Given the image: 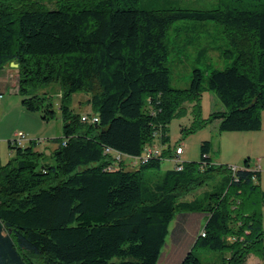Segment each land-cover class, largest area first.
<instances>
[{"label": "trees", "instance_id": "trees-1", "mask_svg": "<svg viewBox=\"0 0 264 264\" xmlns=\"http://www.w3.org/2000/svg\"><path fill=\"white\" fill-rule=\"evenodd\" d=\"M150 1L57 0L58 8L47 9L36 0H0V68L17 64L21 104L44 121L55 115L53 101L36 91L58 83L62 122L51 163L36 141L8 140L15 156L0 165V264H161L171 222L196 225L178 264H203L193 249L223 253L220 264L264 259V193L248 159L234 169L214 164L204 140L199 159L182 161L180 170L159 171L174 156L170 146L145 162L109 168L111 151L139 158L155 139L165 144L184 102L199 116L202 71L194 68L184 88L170 85L174 23L219 24L229 46L222 51L232 54L207 76L205 90L223 108L201 122L217 121L219 132L262 125L264 0H219L205 9ZM77 92L87 95L86 114L95 113L96 123L70 107ZM215 176L222 179L211 191L180 199Z\"/></svg>", "mask_w": 264, "mask_h": 264}, {"label": "rangeland", "instance_id": "rangeland-1", "mask_svg": "<svg viewBox=\"0 0 264 264\" xmlns=\"http://www.w3.org/2000/svg\"><path fill=\"white\" fill-rule=\"evenodd\" d=\"M36 1L47 7V9L58 8L57 0ZM176 1L182 6L194 9L213 8L219 2V0ZM150 4L154 5V7H160L163 5V0H151ZM205 43L212 46L211 51ZM224 44L226 46L223 48ZM167 45L169 48L170 85L176 88L186 87L189 84L192 70L199 68L203 74V89L199 100V116L195 115L192 103L184 102L182 110L176 112L167 125L169 139L165 145L170 146L173 150L177 145H181L183 153L180 156V160L197 161L200 157L201 142L209 140L212 144L210 156L214 164H227L228 166L239 167L243 166L244 161L248 159L250 168L259 171L258 182L261 191L264 193V109L261 111V128L255 131L219 132L217 130V121L201 122L208 117L211 111L223 108L215 94L205 90V88L208 73L212 69H221L229 65L232 60V54L230 56L229 53H223V51L220 54L221 48L229 49L224 29L219 24L210 22L174 23L168 29ZM218 48L220 49L218 50ZM7 68L15 72L14 68ZM36 93L51 96L55 115L44 121L37 112L27 113L28 116L36 118L37 123H34L32 120L22 116L20 111L10 110L0 122V165H4L15 156L14 149L9 148L8 140H12L15 137L14 133L17 131L29 136V133H32L28 131L30 128L36 134L34 136L30 135L29 138L40 139L39 142L33 143L34 148L43 152L45 162H52L50 154L57 146L53 139L62 135L61 113L59 111L61 88L58 83H50L38 88ZM18 96L17 98L20 101L21 97ZM86 96L83 92H77L71 96L70 107L80 115L91 112L90 106L85 102ZM153 143L157 146L161 144L158 139H155ZM30 144V140L26 139L21 141L19 146L24 147ZM173 167L174 158H166L161 162L159 171ZM219 179H222V176H215L207 181L203 187L185 193L180 199L192 200L204 191H211L214 183ZM262 221L264 226V207L262 209ZM164 249L165 247L163 251ZM193 253L200 258L203 264H220L221 255H223L221 252L207 249H193ZM254 261H257L258 264H264V259L259 260L254 255H250L245 264H255Z\"/></svg>", "mask_w": 264, "mask_h": 264}, {"label": "crops", "instance_id": "crops-1", "mask_svg": "<svg viewBox=\"0 0 264 264\" xmlns=\"http://www.w3.org/2000/svg\"><path fill=\"white\" fill-rule=\"evenodd\" d=\"M170 1L171 3H178L176 0H170ZM179 5L182 6L180 3ZM182 7H185V6H182ZM205 22H209V21L186 22L185 24L205 23ZM210 23H213V22H210ZM205 44L207 45V48H209L211 51L212 46L208 43H205ZM225 46L226 44H224L223 48ZM223 48L221 49L218 48V50L220 49V54ZM8 67H11V66H8ZM11 68H14V67H11ZM14 69H15V72H13L12 70H9L7 67L0 68V93H2V97L0 99V122L7 115V113H9L10 110L13 109V110L20 111L22 116L26 117L27 119L32 120L34 123H37L36 118H34V116H28L27 113H29V111L24 109V107L21 104V101H19V98H17L18 96L17 70L16 68ZM30 113H33V112H30ZM30 129L28 131L32 133H29V134L34 136L36 133H33L32 129L31 130ZM200 221L201 223L203 222V217H199L197 220V223H200ZM174 223L175 222H171L170 228H172V231H171L172 235L170 234L166 238V246L163 251V257H162L161 264H178L182 256L186 252V250L189 248L191 241L196 235V230L194 229L196 228V225H194L193 223L189 222L186 224V226H184L185 224H181L183 226H180V227L176 226V228H174L175 227ZM190 226L192 228L191 230H190ZM254 262L257 263V261H254Z\"/></svg>", "mask_w": 264, "mask_h": 264}, {"label": "built area", "instance_id": "built-area-1", "mask_svg": "<svg viewBox=\"0 0 264 264\" xmlns=\"http://www.w3.org/2000/svg\"><path fill=\"white\" fill-rule=\"evenodd\" d=\"M2 97V93H0V99ZM81 120L87 121L89 123H96L98 120V117L95 113H88V114H82L81 115ZM15 137L12 139V143L19 146L20 142L23 140H30V141H36L39 142V138H34L31 139L29 138V136L21 131H17L14 133ZM157 136V135H156ZM167 146L165 144H160V146H157L155 143L152 144H148L146 145V147L144 148V152L143 155H141V157L139 158H131L128 156H125L121 153L115 152V151H111V156L113 158V162L110 164L109 168H113V166H115L114 164H117L119 162H122L124 160H127V162L130 164V162L132 164L137 163L138 161H142L145 162L149 157L153 156H157L160 155L163 149H166ZM107 151L109 149H106ZM183 153V147L181 145H177L175 147V153L174 156L171 158H174V167L176 170H180L182 169V161L180 160V156ZM235 167H233L234 169Z\"/></svg>", "mask_w": 264, "mask_h": 264}, {"label": "water", "instance_id": "water-1", "mask_svg": "<svg viewBox=\"0 0 264 264\" xmlns=\"http://www.w3.org/2000/svg\"><path fill=\"white\" fill-rule=\"evenodd\" d=\"M10 66L16 68V67H17V64L14 63V62H11V63H10Z\"/></svg>", "mask_w": 264, "mask_h": 264}]
</instances>
